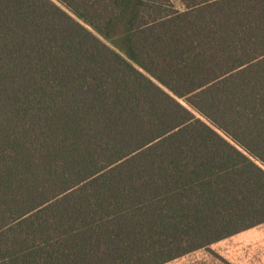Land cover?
Masks as SVG:
<instances>
[{
    "label": "trees",
    "instance_id": "obj_1",
    "mask_svg": "<svg viewBox=\"0 0 264 264\" xmlns=\"http://www.w3.org/2000/svg\"><path fill=\"white\" fill-rule=\"evenodd\" d=\"M264 224V0H0V264H166Z\"/></svg>",
    "mask_w": 264,
    "mask_h": 264
},
{
    "label": "crops",
    "instance_id": "obj_2",
    "mask_svg": "<svg viewBox=\"0 0 264 264\" xmlns=\"http://www.w3.org/2000/svg\"><path fill=\"white\" fill-rule=\"evenodd\" d=\"M263 226L264 224L258 227L243 231L233 237L219 241L211 245L209 248L214 249L215 247H217L218 250L221 248L222 251H221L220 257L222 260H225L229 264H243V263L250 264L254 262H261L262 260L260 261V255L261 253L264 254V229L261 228ZM230 242L232 243V250L225 251V247H230L229 246ZM233 243H238V244L234 245ZM202 250H205V249L195 251V253L202 251ZM193 254L191 253L181 258L197 259L200 257V256H194ZM177 260L178 259L174 261H177ZM172 262H169V263L171 264ZM192 262L196 264L199 261L198 262L192 261Z\"/></svg>",
    "mask_w": 264,
    "mask_h": 264
},
{
    "label": "rangeland",
    "instance_id": "obj_3",
    "mask_svg": "<svg viewBox=\"0 0 264 264\" xmlns=\"http://www.w3.org/2000/svg\"><path fill=\"white\" fill-rule=\"evenodd\" d=\"M262 229H264V226L261 227ZM238 244V243H233ZM230 247H225V251L232 250V243H229ZM222 249L220 248L219 250L217 249V247H215L214 249H205L199 252H193L192 254L194 256H200L197 259H187V258H180L177 261H173L171 264H194L192 261H199L196 264H229L228 262H226L225 260H222L220 257ZM226 253V252H225ZM232 257V256H231ZM262 260V261H261ZM260 261L261 262H254V263H250V264H264V254L261 253L260 255ZM166 264H170V263H166ZM243 264H248V263H243Z\"/></svg>",
    "mask_w": 264,
    "mask_h": 264
}]
</instances>
